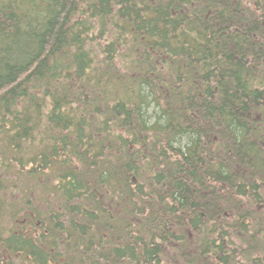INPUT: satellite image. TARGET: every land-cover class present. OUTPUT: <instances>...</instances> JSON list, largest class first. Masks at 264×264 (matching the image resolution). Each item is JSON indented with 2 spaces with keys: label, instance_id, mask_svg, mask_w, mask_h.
Returning <instances> with one entry per match:
<instances>
[{
  "label": "trees",
  "instance_id": "16d2710c",
  "mask_svg": "<svg viewBox=\"0 0 264 264\" xmlns=\"http://www.w3.org/2000/svg\"><path fill=\"white\" fill-rule=\"evenodd\" d=\"M0 264H264V0H0Z\"/></svg>",
  "mask_w": 264,
  "mask_h": 264
},
{
  "label": "bare ground",
  "instance_id": "6f19581e",
  "mask_svg": "<svg viewBox=\"0 0 264 264\" xmlns=\"http://www.w3.org/2000/svg\"><path fill=\"white\" fill-rule=\"evenodd\" d=\"M61 120V119H60ZM63 120V119H62Z\"/></svg>",
  "mask_w": 264,
  "mask_h": 264
}]
</instances>
